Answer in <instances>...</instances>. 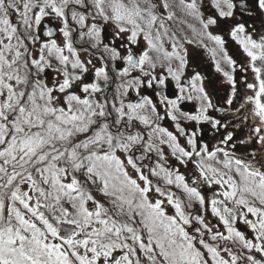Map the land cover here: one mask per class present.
Returning <instances> with one entry per match:
<instances>
[{
	"label": "snow or ice",
	"instance_id": "1",
	"mask_svg": "<svg viewBox=\"0 0 264 264\" xmlns=\"http://www.w3.org/2000/svg\"><path fill=\"white\" fill-rule=\"evenodd\" d=\"M0 264H264V0H0Z\"/></svg>",
	"mask_w": 264,
	"mask_h": 264
},
{
	"label": "flooded vegetation",
	"instance_id": "2",
	"mask_svg": "<svg viewBox=\"0 0 264 264\" xmlns=\"http://www.w3.org/2000/svg\"><path fill=\"white\" fill-rule=\"evenodd\" d=\"M181 19H184L183 14L179 13V11L177 9V18L174 21H168L167 24L171 29H173L176 32L177 37L179 39H181V42H184L185 38L195 39L193 37V33H192L191 29L188 28L187 23H183V24L180 23ZM187 20L189 23H193L199 29V25L195 21H192L191 18H187ZM49 26H51V25H49ZM53 31H54V36H55L56 35L55 28L53 29ZM225 39L228 40L230 54H234L238 46H236L235 43L232 42L229 37L225 36ZM165 46L169 47V50H170V41H166ZM184 46H185V48H187L189 50V66L187 69V73H191V72H193V70H196V71H200L206 77H212L213 79H215L216 74H215L214 66L212 65V62H211L210 54L205 49L197 48L195 44L189 45V44L185 43ZM195 53H198V55ZM81 55H82V59L86 57V54H84V53H82ZM236 58H238V57H236ZM216 87L218 89L217 95L219 97H223L225 95L224 86L217 83ZM169 91L170 92L175 91L174 86H172L169 89ZM150 92H151V90H145V94H150ZM130 98L133 100L135 99V93L134 92L131 93ZM215 102H216V99L214 98V103ZM223 106L228 107L227 105H223ZM235 106L236 107L239 106L238 101L235 103ZM185 110H188V108H185ZM210 114L213 115L214 118H221V119H223V117L225 115V114H222L219 112H210ZM227 117L228 118L224 122L228 123V124L234 123L237 119V116L234 113H228ZM199 127L201 128V132L199 134L200 140L202 142L208 143L209 146L216 145L217 141L219 139H221L223 135L226 134V132L223 128H221L220 131L217 132L216 130L212 129L211 126L207 123H203ZM228 130L230 131V130H232V128L229 127ZM247 131H248L247 128H245L244 132L246 133ZM241 138H243V135L239 130H237L236 139L238 140ZM258 147H259L258 145H250L248 150L252 151L254 148H258ZM236 152H237V155L242 154L243 146H238L236 149ZM176 167H178L180 172H182V173L191 172V170L193 168L192 165L182 166V165H178V164L176 165ZM154 182H155V179H154ZM160 185H161V187H164L163 181H160ZM172 191L175 192L177 196L183 197V195H184L181 190L176 189L175 187L172 188ZM204 191H206V190H204ZM153 195H155V194H153ZM206 215L210 218V212L207 213ZM213 222H215V221H213Z\"/></svg>",
	"mask_w": 264,
	"mask_h": 264
},
{
	"label": "rangeland",
	"instance_id": "3",
	"mask_svg": "<svg viewBox=\"0 0 264 264\" xmlns=\"http://www.w3.org/2000/svg\"><path fill=\"white\" fill-rule=\"evenodd\" d=\"M13 19H15V17H13ZM81 56H82V55H81ZM92 193H93L94 196H96L97 199H100V200H102V201L105 200V198L102 197L99 193H97V192L95 191V189H92Z\"/></svg>",
	"mask_w": 264,
	"mask_h": 264
}]
</instances>
